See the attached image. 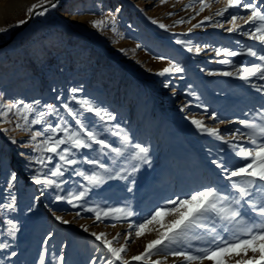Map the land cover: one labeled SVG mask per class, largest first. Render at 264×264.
Here are the masks:
<instances>
[{
  "label": "rangeland",
  "instance_id": "374dc122",
  "mask_svg": "<svg viewBox=\"0 0 264 264\" xmlns=\"http://www.w3.org/2000/svg\"><path fill=\"white\" fill-rule=\"evenodd\" d=\"M50 1L0 0V29H7L0 31V44L28 19L33 5L38 8ZM254 3L264 8V0ZM53 4L37 10L29 23L0 48V104L4 105L0 111L8 113L0 117V205L13 204L11 209H0V244L5 245L0 248V264H41V255L43 264H94V257L110 258L102 240L93 233H104L105 239L113 241L112 247L125 245L122 258L129 264H150V260L131 258L144 252L149 241L159 238L162 229L155 222L143 230L142 236L135 228L157 206L169 198H184L203 186L234 192L225 173L212 161L239 164L241 157L235 155L239 148L234 151L230 145L253 146L239 134L231 135L236 129L250 133L238 121L248 118L264 123L256 116L264 106V90L257 91L264 80L254 77L244 81L238 74L239 69L253 63L264 64L258 59L264 55V43L245 34L252 29L244 20L231 22L233 15L246 18L250 10L228 8V0H205L203 11L200 0H58ZM225 8L223 16L216 15ZM95 20L104 24L93 27ZM233 23L240 27L230 32ZM178 39L184 43L177 44ZM249 47L257 56L247 54ZM225 49L240 55H226ZM173 66L183 71L177 72ZM165 68L169 71L162 72ZM229 71L237 74H221ZM73 88L79 91L73 93ZM79 99L90 100L113 119L102 121L78 104ZM37 100L40 104L34 105L29 120L44 111L45 122L51 126L60 123L55 113L47 114L45 105L53 104L64 121L75 128L77 117L69 116L62 107L67 103L98 138L122 147V157L108 154L110 150L93 143L73 158L80 161L87 155L102 159L108 172L86 162L68 166L58 156L49 162L48 153L33 150L45 137L30 139L32 132L47 124L18 129L16 123L23 125L24 121L14 115L15 108L9 111L14 101L33 104ZM193 120L217 129L219 136L201 130ZM63 135L62 131L57 133ZM123 137L128 138L127 143ZM136 143L148 149L146 160L132 159ZM56 163L62 164L63 177L51 175L49 169L54 170ZM116 171L127 178L109 179L108 174L115 176ZM77 172L97 173L104 182L90 185ZM37 173L41 180L52 179L60 187L34 183L31 177ZM85 189L84 197L74 199ZM57 195L65 199L58 201ZM253 199H264V195H254ZM105 207L126 209L134 215L113 212L104 217ZM97 211L100 220L96 219ZM174 218L169 215L158 219L167 224ZM252 255L249 251L248 257ZM255 255L258 257L259 252ZM150 259L161 264L183 261L171 255L166 260L160 255ZM95 264L105 262L98 260ZM203 264L213 262L205 260Z\"/></svg>",
  "mask_w": 264,
  "mask_h": 264
},
{
  "label": "snow or ice",
  "instance_id": "6c2138e0",
  "mask_svg": "<svg viewBox=\"0 0 264 264\" xmlns=\"http://www.w3.org/2000/svg\"><path fill=\"white\" fill-rule=\"evenodd\" d=\"M201 8L203 11L205 0H200ZM33 5L32 8H35ZM55 7V4L52 5ZM228 8L236 7L237 9H248L250 14L245 18L244 16L233 15L231 22H235L237 19L244 20L245 24L251 26L250 32L245 33L249 35L251 39L264 43V8L254 3V0H228ZM29 9V12L32 11ZM225 9L219 10L216 15L223 16ZM119 11V9H117ZM43 14V13H39ZM171 14V13H170ZM205 19H208L206 17ZM155 23V21H153ZM182 23L183 21H177ZM257 22H259L257 24ZM23 23V21H21ZM104 24L102 20L92 21L93 27H101ZM198 25H193L197 27ZM164 27V25H160ZM239 25L233 23V27L228 31L232 32L239 28ZM7 29H0V31H6ZM259 33V35H258ZM177 44H183L184 41L177 40ZM192 51L191 48L188 49ZM200 51L199 48L196 49ZM226 55L237 56L240 53L230 52L227 49L224 50ZM246 52L250 56H257V52L253 51L251 47L246 49ZM217 55H220L219 50ZM258 59L264 61V55H259ZM227 63V61H224ZM173 69L177 72L183 71L179 66H173ZM169 69L165 68L162 72H168ZM224 76H233L237 72H223ZM239 78L244 81H249L251 78L258 77L260 80H264V64L253 63L251 67H246L238 70ZM167 87V85H166ZM264 90V86L257 88V91ZM73 93L79 91V89H71ZM77 103L85 108L88 112H94L97 117L103 121L105 119L111 120L113 117L106 113V110L95 106L88 99H79ZM40 101H34L33 104L23 103L22 101H14L9 107V111L15 108L14 115L18 119H22L24 124L16 123L18 129L25 128L28 125L47 124L42 130L34 131L31 134L30 139L35 141L37 137L44 136L45 138L39 144L34 145V151L48 153L47 160L51 162L57 156L60 162L68 166H72L77 163H87L97 166L101 169H105L108 172L107 162L98 159L96 157L84 156L83 160L77 161L73 158L76 154L83 149H89L92 144L99 145L102 150H110L108 154L115 153L117 157H122L124 149L122 147H113L110 142L106 141L103 137H97L96 133L92 131L83 121L78 118L79 114L67 103L62 104V107L67 111L69 116H76L75 125L77 127L72 128L64 118L60 115L59 111L53 104H47V114H53L60 119V123H56L55 126H51L50 122H45L44 118L46 113L44 111L36 112L38 118L29 120V113L35 111L34 105H39ZM22 105V107H17ZM4 105L0 104V108ZM7 112L0 111V117L7 116ZM249 114H245L247 117ZM256 116L264 121V106L261 110L256 112ZM198 128L206 131L212 136H219V131L214 128H205L200 121L193 120ZM244 128L249 129L250 133H244L241 129H236L231 135L236 137L238 134L240 137L247 139L253 146L251 149L244 148L239 145H230L235 151V155L241 157L239 164H232L230 161L220 160L219 162L213 160L215 164L225 173V179L229 181L231 189L229 191L220 186H203L201 190H195L192 193L186 194L184 198L177 197V199H167L165 204L159 205L155 208L150 215L144 218L143 222L135 225L136 234L138 236L144 235V229L154 222L160 225L161 231H159V238L149 241L145 246L144 252L137 256H133L131 259L134 261L150 260V264H161L160 260L150 259L153 256L160 255L166 260L168 255L173 257H182V264H203L205 260L212 261L213 264H229V260L233 257H239L234 260V264H262L264 262V199L254 200V195H264V123H256L252 120L245 118L238 121ZM63 132V136H57L58 132ZM50 133V134H49ZM120 135L119 133H115ZM127 143L128 138L123 137ZM16 141L13 140V143ZM61 145H64L61 148ZM136 151L132 154V159L146 160L148 156V149L136 143L133 146ZM41 163L44 162L43 158L36 157ZM133 171L136 166L133 165ZM53 177H63L64 169L61 163H56L55 168L49 169ZM75 171V170H73ZM77 175H82L90 185L97 186L104 182V177L93 173V175H85L83 172H77ZM47 175V174H45ZM108 178L126 179L121 172L116 171L115 176L111 173L108 174ZM234 178H241L245 180L244 183H237ZM12 181L16 179L15 173L12 174ZM31 179L36 184H43L59 188L60 184L55 183L52 179L41 180L39 173L32 175ZM87 189L80 191L78 196L74 199L79 200L86 195ZM238 194V195H237ZM72 195L71 192L68 193ZM13 197V201H14ZM65 199L62 195H57L56 200ZM72 201L69 200V203ZM171 206V207H169ZM247 206V210L245 209ZM7 207L13 208V204L0 205V209ZM123 213L125 216L134 215L133 212L126 209H114L105 207L103 212L104 217H108L110 213ZM79 215V213H77ZM174 216L169 223H161L158 219L162 216ZM60 220V217H57ZM96 219H101V213L97 211ZM68 223V221H62ZM11 224V221H9ZM114 226V225H113ZM15 225H13V228ZM132 227V225H130ZM96 236L97 240H102L104 247L110 254V258L100 256L94 257V264L98 260H102L105 264H113L114 261H120L121 264H129L128 260L122 258V253L127 249L125 245L120 247H112L113 241L105 239V234L100 233ZM120 233L117 234L119 236ZM116 237L113 238L115 240ZM127 240L128 237H125ZM192 242H196L193 244ZM256 242H259L257 245ZM182 244H186L187 247H182ZM5 247L4 244H0V248ZM239 249V251H237ZM252 252L253 255L248 257V252ZM259 252L257 257L255 253ZM244 257H248L245 259ZM62 261L63 257H59ZM41 264H43V255H41ZM172 264H177L174 260Z\"/></svg>",
  "mask_w": 264,
  "mask_h": 264
},
{
  "label": "water",
  "instance_id": "95a60500",
  "mask_svg": "<svg viewBox=\"0 0 264 264\" xmlns=\"http://www.w3.org/2000/svg\"><path fill=\"white\" fill-rule=\"evenodd\" d=\"M56 1H58V0H51L49 3H47V4H45V5H42L41 7H38V8H35V9H33L32 11H31V13H30V15H29V17H28V19L21 25V26H19L15 31H13L12 33H11V35H10V37H9V39L8 40H6L5 42H3V43H1L0 44V48H2V47H4V46H6L13 38H14V36L18 33V32H20L28 23H29V21L31 20V18H32V16L34 15V13L37 11V10H40V9H42V8H45V7H48V6H50V5H52L53 3H55Z\"/></svg>",
  "mask_w": 264,
  "mask_h": 264
}]
</instances>
